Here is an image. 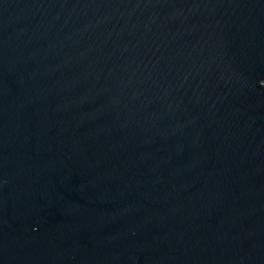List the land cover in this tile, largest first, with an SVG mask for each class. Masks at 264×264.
<instances>
[{"label":"water","instance_id":"1","mask_svg":"<svg viewBox=\"0 0 264 264\" xmlns=\"http://www.w3.org/2000/svg\"><path fill=\"white\" fill-rule=\"evenodd\" d=\"M0 264H264V0H0Z\"/></svg>","mask_w":264,"mask_h":264}]
</instances>
